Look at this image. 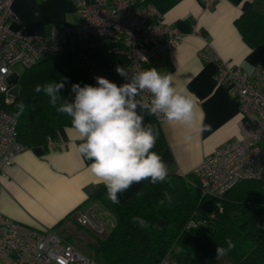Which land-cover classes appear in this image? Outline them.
<instances>
[{"label": "built area", "instance_id": "built-area-1", "mask_svg": "<svg viewBox=\"0 0 264 264\" xmlns=\"http://www.w3.org/2000/svg\"><path fill=\"white\" fill-rule=\"evenodd\" d=\"M72 1L80 23L62 24L49 35H39L11 28L12 0H0V96L4 103H11L15 97L8 95L20 75L17 70H12L15 64L28 68L43 58L67 50H82L80 54H86L85 51L97 46L98 41L108 38L110 43L106 45V53L120 56L123 59L121 67L131 74L147 69L182 38L180 30L166 23L151 4L135 0ZM216 1L201 0L206 8L213 7ZM199 54L201 59L215 64L214 81L223 85L236 101L242 116V131L239 137L225 141L194 167L192 173L200 191V206L204 200L211 199L212 209L205 211V218L188 219L183 226L185 229L212 221L222 211V195L238 181L264 178V65L255 64L251 70H244L220 58L209 44ZM109 80L117 85L127 82L120 75ZM144 97H150V94L141 93L138 99ZM154 118L158 124L165 121L163 117ZM15 126L14 116L0 107V183L15 156L27 148L17 139ZM46 144L53 146L56 141L48 137ZM86 203L74 214V220L96 236H105L116 224L114 212L99 200ZM167 263L174 264L169 251L159 262ZM0 264L101 262L67 239L60 225L40 231L0 213Z\"/></svg>", "mask_w": 264, "mask_h": 264}, {"label": "crops", "instance_id": "crops-1", "mask_svg": "<svg viewBox=\"0 0 264 264\" xmlns=\"http://www.w3.org/2000/svg\"><path fill=\"white\" fill-rule=\"evenodd\" d=\"M155 7L166 23L176 26L181 40L159 56L148 68L170 73L177 86L185 87L202 110L207 130L194 133V139L183 141V128L158 125L163 144L157 152L169 172L185 176L191 173L205 155L225 141L241 135V114L237 103L223 85L214 81L215 64L200 57V50L209 44L213 51L230 64L251 70L264 65V45L249 46L235 25L243 4L264 6V0H217L213 7H204L201 0H135ZM11 28L26 34L49 35L62 24H79L80 17L72 0H12ZM107 45L108 38L103 39ZM93 85L100 76L88 68ZM146 117V116H145ZM150 120L153 116H147ZM146 124V123H145ZM76 133L71 125L62 126L52 137L56 144L28 147L15 156L6 168L0 185V213L31 228L44 231L57 223H67L85 204L89 184L103 187L88 171L91 161L81 157L73 141ZM141 183H134L119 195V204L135 194ZM97 190V189H96Z\"/></svg>", "mask_w": 264, "mask_h": 264}, {"label": "trees", "instance_id": "trees-1", "mask_svg": "<svg viewBox=\"0 0 264 264\" xmlns=\"http://www.w3.org/2000/svg\"><path fill=\"white\" fill-rule=\"evenodd\" d=\"M235 25L249 46L264 45V6L243 4ZM98 42L93 49L85 51L86 54L77 55L67 50L23 68L14 100L6 104L0 96V107L14 116L17 139L27 148L45 147L48 137H54L60 127L71 125L70 118L58 113L43 92L35 91L37 85L59 82L66 77L68 82L60 95L71 100L72 84L93 85L87 59L92 50L94 60L106 65L107 78L117 79L115 69L122 65L123 59L106 53L104 41ZM21 101L26 109L17 117L16 106ZM60 103L62 100L57 106ZM145 123L158 133L152 149L155 152L163 144L159 124L155 118L150 120L147 116ZM165 194L172 197L171 203L165 199ZM89 200L101 201L116 216L115 226L105 236H95L92 245L101 264H143L145 261L159 264L168 251L174 264H264V178L235 183L221 197L222 211L212 221L189 229L183 228L188 219L206 217V212L200 208V191L192 172L185 176L169 172L163 183L145 181L133 196L120 204H113L103 187L90 194L85 203ZM199 210L202 211L199 213ZM58 224L60 222L55 226ZM229 238L235 247L226 254H217V248H228Z\"/></svg>", "mask_w": 264, "mask_h": 264}, {"label": "clouds", "instance_id": "clouds-1", "mask_svg": "<svg viewBox=\"0 0 264 264\" xmlns=\"http://www.w3.org/2000/svg\"><path fill=\"white\" fill-rule=\"evenodd\" d=\"M115 71L127 82L117 85L103 76H96V85L81 87L74 83L71 100L60 95L68 82L66 77L59 82L37 85L35 91L43 92L58 113L70 118L76 133L72 139L81 141L77 151L82 158L91 161L89 173L97 183L104 184L108 199L119 204V195L132 184L144 180L163 183L169 175L163 158L152 151L158 133L145 124V116L163 117L169 125L181 126L186 144L192 142L194 133L202 134L207 126L203 124L202 110L198 116L193 95L185 87L175 85L172 74H162L155 67L130 74L119 65ZM144 92L150 97L138 99ZM16 107L15 115H23L24 102ZM165 199L169 203L172 201L168 194ZM226 243L228 248H217V254H226L235 247L230 238Z\"/></svg>", "mask_w": 264, "mask_h": 264}, {"label": "rangeland", "instance_id": "rangeland-1", "mask_svg": "<svg viewBox=\"0 0 264 264\" xmlns=\"http://www.w3.org/2000/svg\"><path fill=\"white\" fill-rule=\"evenodd\" d=\"M12 70H17L21 73L23 71V67L21 64H15L12 66ZM85 205H87V203L83 204L79 210H82ZM201 211L202 210H199V213ZM60 227L62 228L63 234L66 235L67 239H69L75 246L83 252L94 256L97 260H100V257L93 253L92 245L96 235L91 230L87 227L80 226L72 219H69L67 223H62Z\"/></svg>", "mask_w": 264, "mask_h": 264}, {"label": "water", "instance_id": "water-1", "mask_svg": "<svg viewBox=\"0 0 264 264\" xmlns=\"http://www.w3.org/2000/svg\"><path fill=\"white\" fill-rule=\"evenodd\" d=\"M82 50H79L78 52H76L77 55H80V52ZM90 58L88 59V64L89 66L94 69L100 76H103L105 78L108 77V74H107V67L106 65H99L95 60H94V56H95V51L92 50L90 51V54H89ZM18 89H19V85L18 83H15L11 89L8 91V95L9 96H17L18 94ZM97 189V187H95L93 184H89L87 185V187L84 189V191L87 193V194H92L93 192H95ZM201 208L204 210V211H210L212 209V201L211 199H206L204 200L202 203H201ZM143 264H149L148 261H145Z\"/></svg>", "mask_w": 264, "mask_h": 264}]
</instances>
